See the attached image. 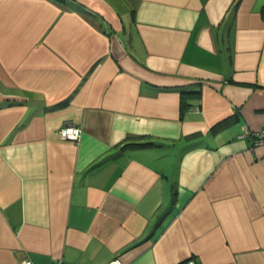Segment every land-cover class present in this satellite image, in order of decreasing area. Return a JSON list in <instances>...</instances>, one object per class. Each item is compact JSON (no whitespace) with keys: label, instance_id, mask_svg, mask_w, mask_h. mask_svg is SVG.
<instances>
[{"label":"crops","instance_id":"crops-1","mask_svg":"<svg viewBox=\"0 0 264 264\" xmlns=\"http://www.w3.org/2000/svg\"><path fill=\"white\" fill-rule=\"evenodd\" d=\"M257 128L264 0H0V264H264Z\"/></svg>","mask_w":264,"mask_h":264},{"label":"built area","instance_id":"built-area-1","mask_svg":"<svg viewBox=\"0 0 264 264\" xmlns=\"http://www.w3.org/2000/svg\"><path fill=\"white\" fill-rule=\"evenodd\" d=\"M192 109L194 111H198V106H193ZM80 128L77 125L73 124H64L59 128L58 134L63 139H69L76 141L80 134ZM240 136H250L253 139L254 146H264V128L257 129H245L243 134ZM112 264H123L122 261L116 257L111 261ZM22 264H33L29 259H24ZM54 264H61V260H56ZM180 264H196L195 260L192 258L183 260Z\"/></svg>","mask_w":264,"mask_h":264},{"label":"trees","instance_id":"trees-1","mask_svg":"<svg viewBox=\"0 0 264 264\" xmlns=\"http://www.w3.org/2000/svg\"><path fill=\"white\" fill-rule=\"evenodd\" d=\"M181 105L184 106V97L182 96V99H181ZM147 143H130L128 145L130 146H139V145H145Z\"/></svg>","mask_w":264,"mask_h":264}]
</instances>
